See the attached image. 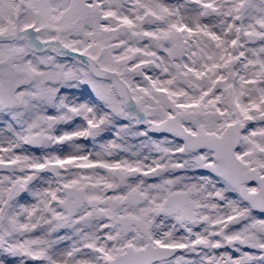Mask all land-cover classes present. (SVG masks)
Returning <instances> with one entry per match:
<instances>
[{
  "label": "snow or ice",
  "instance_id": "obj_1",
  "mask_svg": "<svg viewBox=\"0 0 264 264\" xmlns=\"http://www.w3.org/2000/svg\"><path fill=\"white\" fill-rule=\"evenodd\" d=\"M0 264H264V0H0Z\"/></svg>",
  "mask_w": 264,
  "mask_h": 264
}]
</instances>
